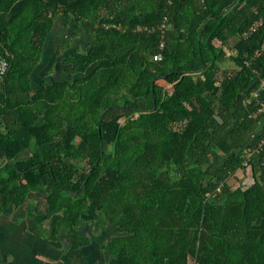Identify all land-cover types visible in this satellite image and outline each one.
Instances as JSON below:
<instances>
[{"label":"trees","instance_id":"16d2710c","mask_svg":"<svg viewBox=\"0 0 264 264\" xmlns=\"http://www.w3.org/2000/svg\"><path fill=\"white\" fill-rule=\"evenodd\" d=\"M59 17L85 21L92 40L63 59L71 79L33 89ZM229 42L240 70L220 83ZM263 42L264 0H0V60L9 65L0 81V212L25 207L32 186L44 185L46 236L57 247L65 228L119 223L102 245L116 264H264V128L256 134L244 104L253 70L264 77V54L254 60ZM24 150L31 156L15 162ZM246 150L254 180L235 186ZM55 160L65 162L54 168ZM66 236L77 250L93 241Z\"/></svg>","mask_w":264,"mask_h":264},{"label":"rangeland","instance_id":"374dc122","mask_svg":"<svg viewBox=\"0 0 264 264\" xmlns=\"http://www.w3.org/2000/svg\"><path fill=\"white\" fill-rule=\"evenodd\" d=\"M58 20L62 21V25L60 28L63 32V38L56 44V40H54V38L49 37L46 46V51L42 54L40 64L34 69L36 72V79L38 80H36L38 82V86L41 81L45 83H50L54 80L71 79L72 75H69L64 71L65 65L63 59L70 53V51H73L74 49H84L88 42L92 40V38L87 37L83 29L85 21H83L81 25H78L77 23L66 24L64 18L62 17L56 19V21ZM70 42H73L71 47L69 49H64V46ZM216 44L222 45L221 41L218 39L216 40ZM224 48L228 54L227 58L222 63L220 62L218 64L217 78L220 83L224 80V78H226L230 74H235L240 70V68L236 65L234 61L237 52L233 49L232 43L229 42L227 45L224 46ZM55 52L58 55H55ZM90 70L91 68L89 69V71ZM38 75H40V78H38ZM159 82L161 84H165L169 90H172V85L166 83L164 80H160ZM33 86H35L34 83ZM256 134H259V130ZM66 161H70L71 163L75 164V166H77V168L82 172L87 171L89 168V164L87 162H79L73 159H67ZM63 162L65 161L55 160L53 167L61 168L63 166ZM166 170H168L171 175H174L175 167L170 166L167 167ZM244 180L245 184L243 183ZM253 180V177H250L248 173L241 172L240 176L232 177L230 179V182L235 186L239 185L240 183H242L243 185H248L252 183ZM46 196L47 193L45 191L44 185H33L31 188V192L28 196L27 205L24 207V209L17 210L11 208V210L7 213H13L15 215L33 216L36 214V212L39 211L37 213L39 219L38 223L42 231L47 233L48 228L51 226V218H48L45 215L46 208L44 205H42V202L43 200H45ZM32 207L33 209L30 210L29 208ZM118 225L119 223L113 226H109L105 232H96V230L94 229V223H91L89 221L83 222L78 227L65 228L64 230H62V232L72 230L74 232L89 233V235H92L95 238L93 239V241L96 246L81 250V252L79 253L75 251L71 252L67 246L62 248H54L51 246L48 247L47 243L49 244V242H45L46 249L44 253L39 254L37 256L43 264H116V261L111 258L106 251L102 250L100 246L106 244L110 237L118 235L116 231ZM1 259L2 258H0V264H8L4 260L1 261ZM14 263L17 264V261L15 260ZM189 264H194V261L190 260Z\"/></svg>","mask_w":264,"mask_h":264},{"label":"crops","instance_id":"0c3cea01","mask_svg":"<svg viewBox=\"0 0 264 264\" xmlns=\"http://www.w3.org/2000/svg\"><path fill=\"white\" fill-rule=\"evenodd\" d=\"M61 25H62L61 20H58L55 22L53 29L50 31V33L47 36L46 43L44 45V53L46 51V46H47L49 37L54 38V40H56V44L58 41L62 40L63 32L61 31V28H60ZM56 54L57 53L55 52V55ZM35 74L36 72L34 70L33 73L31 74V87L33 89H37L42 83H45L41 81L38 86V82H37L38 80L36 79ZM38 78H40V75H38ZM54 81H57V80H54ZM54 81H51L50 83L48 82L45 84L49 85ZM33 83L35 84V86H33ZM30 156H31V152L29 150H24L20 154L17 155L14 161L22 162V161L27 160ZM241 172H245V171L239 170L237 172L238 173L237 176H240ZM22 182L25 183L26 182L25 179H23ZM243 183L245 184V180ZM11 208L17 209V210L24 209V207L14 208L13 206H10V207L4 208L3 211L0 212V221H1L0 222V258H2L1 261L4 260L8 264H15L14 263L15 260L17 261V264H43L41 260H39L37 255L44 253L46 249L45 242H49L50 245L47 243L48 247L51 246L54 248H62V247L67 246L71 252L75 251L79 253L81 252V250L87 249L92 246H96L94 241H92V244L87 247H81L78 250L73 249L71 247L68 237L66 236V232H61L60 241H61L62 246L57 247L53 244V242L50 239H48V237L46 236V233L42 231V229L40 228V225L38 228H40L41 232L45 234L39 235V233L32 230L31 225L33 222H35L37 226L39 224L38 223L39 219L37 215L38 212H36V214L33 216L15 215L13 213L8 214L7 212L10 211ZM29 209L32 210L33 207ZM38 232H39V229H38ZM82 234L90 236L92 239H95L92 235H89V233H82ZM100 247L102 249V245Z\"/></svg>","mask_w":264,"mask_h":264},{"label":"built area","instance_id":"2783aa9c","mask_svg":"<svg viewBox=\"0 0 264 264\" xmlns=\"http://www.w3.org/2000/svg\"><path fill=\"white\" fill-rule=\"evenodd\" d=\"M262 24V22H257L255 23L249 30L248 32L244 33L245 38H248L250 35H252L258 27ZM169 28V19L165 18L162 24L160 25V29L163 31V38H162V43H161V48L164 49L165 47V36L167 34V30ZM136 30H147L149 32H154L155 27L149 28V27H144V26H138ZM264 54V42L261 45L259 49H257L254 53V60L257 58H260ZM155 60H160L162 59V54L157 53L154 55ZM250 61H246L245 64L247 66H250ZM8 61L6 59H1L0 60V81L3 79V77L7 74L8 71ZM253 73L257 76V80L255 81L254 85L256 86L253 90L249 92V94L245 95V100L244 104L246 108L251 107L253 111L251 112L250 117L254 120H257L259 123V134L261 130L264 128V77L262 74H259L257 70H253ZM264 145V137L262 141L259 143V148ZM256 150H253L252 153H254ZM245 166L246 168L241 169L244 170L246 173L250 175V177H253L252 170L250 168V163H251V156L246 150L245 152ZM240 170V171H241ZM238 173H236L234 176H237Z\"/></svg>","mask_w":264,"mask_h":264}]
</instances>
